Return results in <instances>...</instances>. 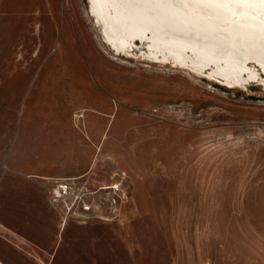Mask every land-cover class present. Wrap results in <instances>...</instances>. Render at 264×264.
Segmentation results:
<instances>
[{
    "label": "rangeland",
    "instance_id": "374dc122",
    "mask_svg": "<svg viewBox=\"0 0 264 264\" xmlns=\"http://www.w3.org/2000/svg\"><path fill=\"white\" fill-rule=\"evenodd\" d=\"M100 30L88 0H0V264H264V86L151 61L145 42L118 55ZM83 141L93 185L124 180L118 215L63 224L48 187L7 190Z\"/></svg>",
    "mask_w": 264,
    "mask_h": 264
},
{
    "label": "bare ground",
    "instance_id": "6f19581e",
    "mask_svg": "<svg viewBox=\"0 0 264 264\" xmlns=\"http://www.w3.org/2000/svg\"><path fill=\"white\" fill-rule=\"evenodd\" d=\"M88 10L118 55L145 42L151 61L208 70L228 87L264 86V0H88Z\"/></svg>",
    "mask_w": 264,
    "mask_h": 264
},
{
    "label": "built area",
    "instance_id": "2783aa9c",
    "mask_svg": "<svg viewBox=\"0 0 264 264\" xmlns=\"http://www.w3.org/2000/svg\"><path fill=\"white\" fill-rule=\"evenodd\" d=\"M49 202L62 212V223L68 218L86 222L92 218L106 219L118 215V200L121 202L126 196L123 189L122 177H113V182L107 186L93 185L87 174L70 177L48 178ZM107 191L111 197L109 210L100 209L96 202L99 191Z\"/></svg>",
    "mask_w": 264,
    "mask_h": 264
},
{
    "label": "crops",
    "instance_id": "0c3cea01",
    "mask_svg": "<svg viewBox=\"0 0 264 264\" xmlns=\"http://www.w3.org/2000/svg\"><path fill=\"white\" fill-rule=\"evenodd\" d=\"M89 136V134H87V137ZM79 149L81 150L82 152V157H80L78 159V161H74V162H68L67 164L65 165H57V164H46L45 166H36L33 168V170L31 172H29L27 174L28 177H31L34 179L33 183H32V187H33V190H29L28 188H26L25 190H22L20 191V189H18L17 185L11 183L10 184V187L7 188V190H11V192H13L12 190L14 189L16 191V193L18 195H21V193H25L27 195H33V191H37L38 192V195L37 196H40L42 198L43 196V200H45L44 196V192L42 193V190L47 192V187H48V183H46V181H44L42 183V181H38L36 178H41L43 180H46L48 178H52V177H70V176H76V175H80V174H83L85 173L86 171H88V169L90 168V165H91V158H92V155H91V146L86 144V141H83V142H80L79 144ZM80 160V161H79ZM41 182V185L39 186ZM46 185V186H44ZM47 197V196H46ZM18 201V200H17ZM34 202V200H32ZM32 201L30 202H25V203H13L11 204L12 207L10 208H7L6 211L8 212V215L10 217H17L19 216V213L20 211L18 210L19 208H26V210H41L42 211V207L39 205V203H32ZM7 205L4 204L3 208H6ZM21 209V210H22ZM23 211V210H22ZM27 215V214H26ZM22 217V215L20 216ZM28 217V215H27ZM44 221V219H43ZM47 221V220H45ZM45 225V224H44ZM22 250V249H21ZM19 258V263L18 264H27L25 262L26 258L24 257H18ZM22 258V259H20Z\"/></svg>",
    "mask_w": 264,
    "mask_h": 264
}]
</instances>
